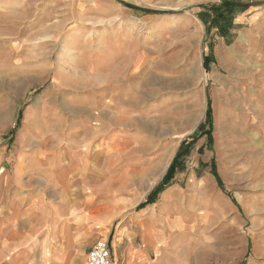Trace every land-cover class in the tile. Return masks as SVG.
Returning a JSON list of instances; mask_svg holds the SVG:
<instances>
[{
    "label": "rangeland",
    "instance_id": "1",
    "mask_svg": "<svg viewBox=\"0 0 264 264\" xmlns=\"http://www.w3.org/2000/svg\"><path fill=\"white\" fill-rule=\"evenodd\" d=\"M0 177L69 264L141 224L150 264H264V0H0Z\"/></svg>",
    "mask_w": 264,
    "mask_h": 264
},
{
    "label": "crops",
    "instance_id": "2",
    "mask_svg": "<svg viewBox=\"0 0 264 264\" xmlns=\"http://www.w3.org/2000/svg\"><path fill=\"white\" fill-rule=\"evenodd\" d=\"M13 181L10 178L2 181L0 177V183L5 182V187L0 186V264H69L67 248L74 246L75 237L73 236L76 235L72 236L70 227L68 234L65 233V229L59 228L53 233L55 236L53 243H51V236L46 239L47 211H51V208L46 206L44 198L27 197L26 193L20 191L14 192V195L10 194L6 189L11 187ZM14 187L17 188V186ZM33 216L35 217L31 218ZM35 223L36 228L43 231L37 236L30 233L35 229ZM141 226L138 234L133 236L134 243L128 238L125 246L126 254L125 251L122 254L123 264H150L152 247L156 245L157 240L151 237L149 227L142 224ZM125 235V233L117 235L118 243L125 239ZM136 238H139V242ZM135 243L137 245H134ZM93 244L86 248L79 264H83Z\"/></svg>",
    "mask_w": 264,
    "mask_h": 264
},
{
    "label": "trees",
    "instance_id": "3",
    "mask_svg": "<svg viewBox=\"0 0 264 264\" xmlns=\"http://www.w3.org/2000/svg\"><path fill=\"white\" fill-rule=\"evenodd\" d=\"M225 4L230 6V7L232 6V4L228 1H226ZM223 14L219 15V17L223 18L224 17ZM211 114H212V111L209 107V110L207 112V115H208L207 116L208 117L207 125L209 127H211V121H212V115ZM210 133L211 132H210V128H209V131H207L206 134L210 135ZM191 147H193V144H190V143L183 144V146L179 150L177 156L175 157L173 163L171 164V166H170L166 176L164 177L162 183L149 195L147 201L138 207V210H142V209L146 208L148 205L155 203L157 198H158V195L160 193H162L164 191V189L172 183V181L175 178V175L177 173V170L185 167V159L190 154Z\"/></svg>",
    "mask_w": 264,
    "mask_h": 264
},
{
    "label": "built area",
    "instance_id": "4",
    "mask_svg": "<svg viewBox=\"0 0 264 264\" xmlns=\"http://www.w3.org/2000/svg\"><path fill=\"white\" fill-rule=\"evenodd\" d=\"M84 264H113L110 242L100 238L86 256Z\"/></svg>",
    "mask_w": 264,
    "mask_h": 264
},
{
    "label": "bare ground",
    "instance_id": "5",
    "mask_svg": "<svg viewBox=\"0 0 264 264\" xmlns=\"http://www.w3.org/2000/svg\"><path fill=\"white\" fill-rule=\"evenodd\" d=\"M64 181V180H63Z\"/></svg>",
    "mask_w": 264,
    "mask_h": 264
}]
</instances>
